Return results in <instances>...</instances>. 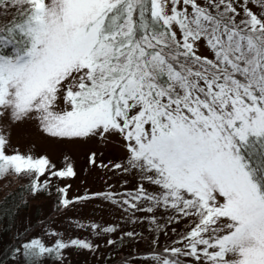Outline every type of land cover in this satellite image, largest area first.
<instances>
[{
  "label": "snow or ice",
  "instance_id": "1",
  "mask_svg": "<svg viewBox=\"0 0 264 264\" xmlns=\"http://www.w3.org/2000/svg\"><path fill=\"white\" fill-rule=\"evenodd\" d=\"M21 124L67 142L119 143L121 162L97 164L95 151L88 162L131 173L136 186L74 199L65 186L59 205L100 198L154 231L160 211L166 225L187 221L144 264H264V0H0V179H27L35 196L53 177L77 175L67 157L58 168L15 148ZM69 248L99 245L34 238L12 264H64Z\"/></svg>",
  "mask_w": 264,
  "mask_h": 264
},
{
  "label": "rangeland",
  "instance_id": "2",
  "mask_svg": "<svg viewBox=\"0 0 264 264\" xmlns=\"http://www.w3.org/2000/svg\"><path fill=\"white\" fill-rule=\"evenodd\" d=\"M12 145L19 149L21 153H30L34 156L46 155L58 168L65 164V157L68 158L77 175L71 178L57 179L52 178L49 185V191L45 194L35 196L29 208L18 217L16 226L12 230L13 238L23 234L28 229L30 232L22 239L20 246L34 238H40L46 244L51 245L55 239L80 238L99 245L95 251L82 250L78 248H69L65 250L64 264H123L128 260L129 264H144L148 249L154 248L160 253L166 247L172 246V240L176 238L173 228L183 231L187 221L179 224L166 225L165 220L169 216L164 215L162 211L157 212V220L162 226L159 230L155 229L148 221L132 223L129 216L125 214L118 205L96 198L87 201H79L70 205L67 209L59 205L61 194L52 192V187L67 188V197L74 199L78 196H84L86 193L97 192H123L125 189L131 190L136 186L137 179L131 174H120L109 171L102 167L92 166L88 162V157L92 151L97 153V164L108 161L121 162L126 153L116 141L108 144L98 143L96 141H75L67 142L49 138L39 132L34 124H21L12 130ZM43 180L44 177H41ZM127 181V184L124 181ZM21 181L27 179H18L15 176H9L7 179H0V190L3 187H13ZM111 185V187H109ZM143 215L137 213V216ZM98 223L102 227L114 226L116 232L101 233L97 235L89 228H79L77 224L88 225ZM140 233L143 238L127 240L123 234L128 231ZM57 232L59 236L45 235V233ZM167 232V235H165ZM120 239V245H108L107 240ZM155 239L156 244L151 245ZM11 240L9 235L4 237V244ZM125 241H130L124 243ZM149 247V248H148ZM134 249L133 254L131 251ZM146 251L147 254H141ZM125 257H120L123 254ZM128 255V256H126ZM13 256L6 264H12ZM122 259V260H120ZM45 264H57L54 257L48 258Z\"/></svg>",
  "mask_w": 264,
  "mask_h": 264
},
{
  "label": "trees",
  "instance_id": "3",
  "mask_svg": "<svg viewBox=\"0 0 264 264\" xmlns=\"http://www.w3.org/2000/svg\"><path fill=\"white\" fill-rule=\"evenodd\" d=\"M58 188H61V187H52L51 188L52 192L56 191L58 193L57 191ZM49 190L50 189L48 188L47 191ZM46 192H40L35 196H39L40 194H45ZM9 193H12V195L9 196L8 195ZM35 196L31 195L29 191L28 181L26 182L21 181L19 184H16L13 187H8V188L3 187L0 190V203H3L5 201V198L7 197V203L5 204V207L11 209V215L5 216L2 220H0V247L2 246V243H4L3 240L6 235H9V237L11 238V240L7 241L4 244V248L0 250V264H6L9 261V259L15 253L14 251L15 248L20 246V244L22 243V239L25 237L26 234L30 232V229H28L23 234L17 235L15 236V238H13L12 230L16 226V222L20 214H22L24 211H26L29 208L30 202ZM126 239L130 240L127 237ZM115 241H116L115 245L118 244L121 246L120 239H116ZM127 242H130V241H125L124 243H127ZM150 250L151 248L148 249V253L150 252ZM133 251L134 249L131 252L133 253ZM141 254H147V253L146 251H143V253ZM119 256L122 258L125 257L124 253L119 254Z\"/></svg>",
  "mask_w": 264,
  "mask_h": 264
}]
</instances>
